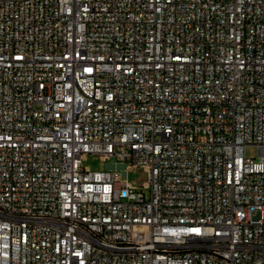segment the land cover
<instances>
[{
    "label": "built area",
    "instance_id": "2783aa9c",
    "mask_svg": "<svg viewBox=\"0 0 264 264\" xmlns=\"http://www.w3.org/2000/svg\"><path fill=\"white\" fill-rule=\"evenodd\" d=\"M0 264H264V0H0Z\"/></svg>",
    "mask_w": 264,
    "mask_h": 264
},
{
    "label": "rangeland",
    "instance_id": "374dc122",
    "mask_svg": "<svg viewBox=\"0 0 264 264\" xmlns=\"http://www.w3.org/2000/svg\"><path fill=\"white\" fill-rule=\"evenodd\" d=\"M246 156L247 158L257 160L259 158V149L256 146H249L246 148ZM116 164H118V161L115 158L103 161L99 156L94 155L88 156L84 162L85 167L97 172L114 168ZM126 179L134 186L140 187L147 181V175L143 168L137 167L129 172Z\"/></svg>",
    "mask_w": 264,
    "mask_h": 264
}]
</instances>
